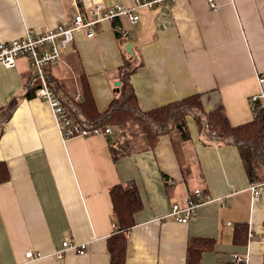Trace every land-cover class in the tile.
I'll return each mask as SVG.
<instances>
[{
	"label": "crops",
	"instance_id": "crops-1",
	"mask_svg": "<svg viewBox=\"0 0 264 264\" xmlns=\"http://www.w3.org/2000/svg\"><path fill=\"white\" fill-rule=\"evenodd\" d=\"M215 2L212 9L208 0H166L141 9L134 25L103 22L92 38L76 31L51 75L73 94L83 73L104 110L119 92V67L132 59L141 111L201 94L204 112L221 106L232 126L251 122L249 99L264 92L256 80L264 73V0ZM130 3L0 0V43L69 23L77 11ZM121 24L129 36L117 32ZM31 75L25 58L10 68L0 64V163L9 175L0 183V264H109L108 239L118 230L109 189L126 183L136 186L142 208L126 231L125 264H186L191 238L214 241L198 264H263L264 186L252 197L250 186L260 183H250L236 146L207 142L189 115L187 140L174 131L151 150L113 159L109 146L125 137L121 131L62 140L46 101L27 97ZM261 176L264 183V169ZM198 188L210 201L191 220L168 216ZM240 224L247 239L236 245ZM66 238L86 243V254L69 251L57 260L53 253ZM27 251L42 257L26 261ZM233 255L247 261L234 263Z\"/></svg>",
	"mask_w": 264,
	"mask_h": 264
},
{
	"label": "trees",
	"instance_id": "trees-1",
	"mask_svg": "<svg viewBox=\"0 0 264 264\" xmlns=\"http://www.w3.org/2000/svg\"><path fill=\"white\" fill-rule=\"evenodd\" d=\"M138 65L132 59L123 61L118 69V94L108 107L98 110L85 75L78 74V89L71 94L63 88L46 70L47 84L54 90L66 107L73 122L79 123L88 130L106 127L124 131L127 126H139L136 136L124 137L120 142L110 144V154L117 159L133 152H144L153 149L159 138L177 132L182 140L188 139L185 123L186 116H193L198 132L207 140L236 146L251 184L262 182L261 171L264 169V107L261 102L255 103L256 117L251 122L234 127L230 124L223 108L220 106L211 112L201 108V94L185 97L181 100L161 105L150 111H141L131 86L130 76ZM31 75V84L27 97H31L39 80ZM76 94L79 100L75 101ZM109 136V135H107ZM173 139V138H172ZM174 141V140H173ZM176 141H174V145ZM7 169L0 163V183L8 180ZM114 221L117 232L108 239L109 264H125L126 231L134 225L133 216L141 210L142 202L133 183L116 184L109 189ZM247 225L236 226L233 243H246ZM214 241L210 239L191 238L187 243L186 264H198L201 255L213 249ZM264 264V252H263Z\"/></svg>",
	"mask_w": 264,
	"mask_h": 264
},
{
	"label": "built area",
	"instance_id": "built-area-1",
	"mask_svg": "<svg viewBox=\"0 0 264 264\" xmlns=\"http://www.w3.org/2000/svg\"><path fill=\"white\" fill-rule=\"evenodd\" d=\"M166 0H131L129 6L114 4L110 7L95 6L86 13L77 11L69 23L60 24L50 29L34 31L27 29L21 38L13 39L8 42L0 43V64L5 67H13L18 58H25L34 74L39 80L40 86L34 91L38 97L49 105L56 127L62 140L74 137L88 138L91 136L111 135L112 130L106 127L104 130H88L79 123L73 122L66 107L54 90L47 84L46 70L52 69L60 64L62 52L73 42L76 31H85L87 38L94 37L96 28L103 22H121L127 20L131 25L139 21V12L144 8H153ZM211 8L215 7L213 0H208ZM117 32L126 37L130 32L121 24L117 26ZM256 80L260 88H264V73L258 74ZM79 96H75V101ZM261 101L264 107V92L261 89L249 99L251 105L252 118L256 117L255 103ZM264 183L250 186L252 197L259 195L260 187ZM210 201V198L201 190L194 189L183 205L173 203L170 207L168 216L173 217L176 222L183 223L191 220L197 209ZM72 251L78 255L86 254V243H76L69 238L62 241L60 249L53 253V256L60 260L65 252ZM26 261H34L42 256L32 251L24 254ZM234 263L247 261V255L242 257L233 255Z\"/></svg>",
	"mask_w": 264,
	"mask_h": 264
},
{
	"label": "rangeland",
	"instance_id": "rangeland-1",
	"mask_svg": "<svg viewBox=\"0 0 264 264\" xmlns=\"http://www.w3.org/2000/svg\"><path fill=\"white\" fill-rule=\"evenodd\" d=\"M213 3L215 4L214 8H216L217 4H216L215 0H213ZM138 127L137 126H127L126 128H124V131H121V133H122V135H124L127 138L134 137V136H136L135 134L137 133L138 129H140Z\"/></svg>",
	"mask_w": 264,
	"mask_h": 264
},
{
	"label": "water",
	"instance_id": "water-1",
	"mask_svg": "<svg viewBox=\"0 0 264 264\" xmlns=\"http://www.w3.org/2000/svg\"><path fill=\"white\" fill-rule=\"evenodd\" d=\"M119 85H120V82L119 81H116L115 84H114L115 87H118Z\"/></svg>",
	"mask_w": 264,
	"mask_h": 264
}]
</instances>
